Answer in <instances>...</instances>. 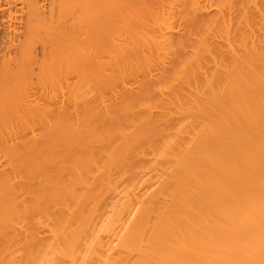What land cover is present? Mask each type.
Returning a JSON list of instances; mask_svg holds the SVG:
<instances>
[{"label":"bare ground","instance_id":"1","mask_svg":"<svg viewBox=\"0 0 264 264\" xmlns=\"http://www.w3.org/2000/svg\"><path fill=\"white\" fill-rule=\"evenodd\" d=\"M0 264H264V0H0Z\"/></svg>","mask_w":264,"mask_h":264}]
</instances>
